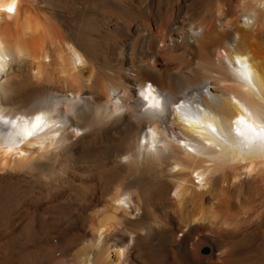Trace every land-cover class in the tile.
<instances>
[{"label":"bare ground","instance_id":"bare-ground-1","mask_svg":"<svg viewBox=\"0 0 264 264\" xmlns=\"http://www.w3.org/2000/svg\"><path fill=\"white\" fill-rule=\"evenodd\" d=\"M0 264H264V0H0Z\"/></svg>","mask_w":264,"mask_h":264},{"label":"snow or ice","instance_id":"snow-or-ice-1","mask_svg":"<svg viewBox=\"0 0 264 264\" xmlns=\"http://www.w3.org/2000/svg\"><path fill=\"white\" fill-rule=\"evenodd\" d=\"M8 11L12 12V11H14V9L13 8H9ZM150 96H151V92L149 91L148 96L146 98H149Z\"/></svg>","mask_w":264,"mask_h":264}]
</instances>
